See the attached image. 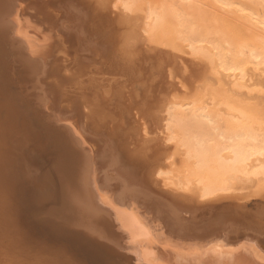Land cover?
I'll return each mask as SVG.
<instances>
[{"label":"bare ground","instance_id":"bare-ground-1","mask_svg":"<svg viewBox=\"0 0 264 264\" xmlns=\"http://www.w3.org/2000/svg\"><path fill=\"white\" fill-rule=\"evenodd\" d=\"M27 1L0 0V264H264L231 246L264 249V0Z\"/></svg>","mask_w":264,"mask_h":264},{"label":"water","instance_id":"water-1","mask_svg":"<svg viewBox=\"0 0 264 264\" xmlns=\"http://www.w3.org/2000/svg\"><path fill=\"white\" fill-rule=\"evenodd\" d=\"M22 4L23 5L21 7L15 5V8L18 7L17 13L18 16L20 17H21V11L23 8L27 7L28 1L23 0ZM46 110L49 111L48 108H46ZM55 120H56V126L58 127L60 132L66 130L68 131L69 136L68 135L66 136V141L69 147H71V149L75 152L78 161L82 163L85 162L88 165V177L86 182L87 190L82 191V195L89 215L92 217L94 222L98 224L105 231V234L108 238H110L111 240H121L123 234L122 231L117 228V223L115 221V217L112 210L109 207L104 206L100 201V199L106 200V195L107 198L110 199L111 194L97 187V183H96L97 162H98L97 152L93 150V148L84 141L83 139L84 135L82 136V134L76 133L74 131V126L71 122H69V120L64 119L60 121L56 118ZM241 243L249 246H255L257 250H259L262 254H264V249H261V247L258 244H255L254 240L242 238L239 242L231 246L235 248ZM130 245L131 244H129L128 246ZM121 250L127 252L129 256L132 258L133 252L130 250V248L127 249L121 248ZM133 264H137V263L133 260Z\"/></svg>","mask_w":264,"mask_h":264},{"label":"rangeland","instance_id":"rangeland-1","mask_svg":"<svg viewBox=\"0 0 264 264\" xmlns=\"http://www.w3.org/2000/svg\"><path fill=\"white\" fill-rule=\"evenodd\" d=\"M195 1V3H196V5L195 6H197V9H198V15H200L199 17L201 18V16H202V22H204V21H206L205 19H203V18H205V16L206 15H204V17H203V14H207V12H208V10H212L213 12H216L217 11V7H215L216 6V4H214L213 3V1L212 0H194ZM202 1H203V3H202ZM258 1H260V0H258ZM192 2H193V0H192ZM199 4V5H198ZM212 7H214L215 9H213ZM206 9V10H205ZM200 10H202V12L200 11ZM199 11L201 12V13H203V14H199ZM205 11H207L206 13H205ZM218 12H219V9H218ZM232 14L233 13H228V14H226L227 16H228V18L230 19V20H232L233 19V17H234V21L233 22H236V23H238L239 25H241V23L242 24H244L245 25V23L239 18L238 19V17H236L235 16V14H233V16H232ZM229 15H230V17H229ZM226 16V17H227ZM237 18V20H236V18ZM242 21V22H241ZM241 22V23H240ZM243 26V25H242Z\"/></svg>","mask_w":264,"mask_h":264},{"label":"snow or ice","instance_id":"snow-or-ice-1","mask_svg":"<svg viewBox=\"0 0 264 264\" xmlns=\"http://www.w3.org/2000/svg\"><path fill=\"white\" fill-rule=\"evenodd\" d=\"M9 193L7 192L6 189L0 188V197H4L7 196ZM137 264H140V262L138 261ZM150 264H164L163 261H154V262H150Z\"/></svg>","mask_w":264,"mask_h":264}]
</instances>
